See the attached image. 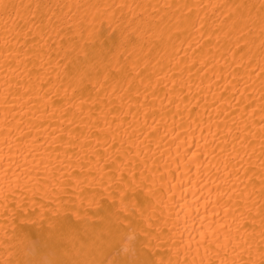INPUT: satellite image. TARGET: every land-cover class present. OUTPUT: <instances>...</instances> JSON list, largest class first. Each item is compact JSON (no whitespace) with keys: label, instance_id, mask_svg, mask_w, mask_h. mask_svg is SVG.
<instances>
[{"label":"bare ground","instance_id":"6f19581e","mask_svg":"<svg viewBox=\"0 0 264 264\" xmlns=\"http://www.w3.org/2000/svg\"><path fill=\"white\" fill-rule=\"evenodd\" d=\"M0 264H264V0H0Z\"/></svg>","mask_w":264,"mask_h":264}]
</instances>
